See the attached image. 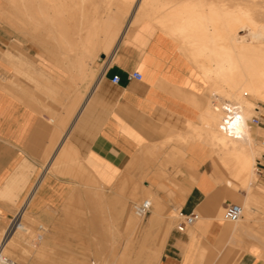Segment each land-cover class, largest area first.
<instances>
[{"label": "crops", "instance_id": "crops-1", "mask_svg": "<svg viewBox=\"0 0 264 264\" xmlns=\"http://www.w3.org/2000/svg\"><path fill=\"white\" fill-rule=\"evenodd\" d=\"M127 12L116 3L107 10L98 54L101 49L108 52L112 48L120 19ZM12 41L8 29L0 25V72L11 73L14 69L7 58L13 49ZM102 55L106 65L77 114V95L68 87L75 83L33 48L23 60L27 62L24 70L34 76L43 70V74L63 81L65 84L56 90L60 95L56 100L60 99L63 107L49 103L26 81L20 80L23 91L0 82V231L10 224L20 207L34 220L57 224L66 211L73 209L70 206L85 187L97 188L106 201L117 202L122 198V180L128 175L130 164L144 151H163V157L180 158L175 169L168 167V171H178V175L168 181L152 170L146 189L142 193L137 188L132 190L134 196L151 192L155 197L157 213L151 211L148 220L153 230L148 227L145 231L147 225L140 228L142 236L149 238L147 246L157 229L154 226L158 225L165 236L153 264H264V222H260L255 211L264 213V110L256 114L259 122L248 127L253 176L247 185H237L233 179L235 165L229 162L236 150L229 141L224 146L216 129L210 131L204 126L207 83L196 65L179 51L174 39L152 22L130 19L112 52ZM133 72H140L142 78H130ZM115 75L120 76L118 83L112 81ZM44 106H50V110H44ZM26 162L34 171L20 188L11 182ZM10 185L12 194L6 193ZM255 198H262L263 202ZM122 202L119 211L123 206L125 213V201ZM233 202L242 208L253 204L252 217L243 215L241 223L225 220L223 210ZM175 208L197 216L185 231H179L176 224L170 226L167 218L176 219ZM163 209L167 210L166 219L160 212ZM252 220L258 223L257 229ZM258 228L262 229L260 233ZM243 235L260 245L249 244L242 252L238 244Z\"/></svg>", "mask_w": 264, "mask_h": 264}, {"label": "bare ground", "instance_id": "bare-ground-1", "mask_svg": "<svg viewBox=\"0 0 264 264\" xmlns=\"http://www.w3.org/2000/svg\"><path fill=\"white\" fill-rule=\"evenodd\" d=\"M114 1H118L119 4L125 6H131L135 0H9L8 2L9 4H16L15 7L17 5H23V7L28 5L31 8L30 5L36 4L38 12L36 18L41 23H45V25L49 24L50 27L45 36L51 37L61 44L56 50L51 48L52 53H50L51 50L48 53L53 54L54 60L57 59L58 62L61 60V63L67 68L66 71H71L69 74L72 75H70V78L68 77L70 81L78 83L77 81H81L87 71L85 56L90 54V57L98 50L102 21ZM31 11H27L25 15H31ZM131 20L133 22L138 20V23L147 20L152 21L164 34L178 43L179 51L184 53V56L187 57L186 59L196 65L203 80L209 83L206 92L209 91L210 95L218 98L221 105L219 103V106L217 103V105L215 103L212 104L214 105L212 107L210 103V105H207L203 112L202 120L204 126L210 131L211 129H216L217 131L214 130V132H218V137L224 146H226L227 141H229L230 145H233L236 151L232 154L233 156L229 155L230 158H227H229V162L232 161L234 163L236 168L233 173L234 182L237 185H247L253 176L252 171L254 170V158L250 150L248 151V147L252 144V138L249 134L248 127L251 122L249 123L247 113L251 112V109H261L260 103L264 104V0H141V4L139 3L133 16H131ZM52 26L56 30L53 31ZM245 27L250 28V33L248 32L251 37L250 42L245 41L247 40L246 36L241 34ZM41 35L44 37L42 33ZM10 54L15 58H19L16 54ZM15 64L14 69L19 74L28 76L30 77L29 79H33L31 81L41 85L39 87L36 85L39 89L43 85L51 94H57L56 90L57 88L60 89V87L53 84L48 76L43 74V70H38L36 72L37 76H34L35 74H27V71L22 68V62ZM44 87L40 89L42 93ZM68 87L73 86L69 85ZM227 104H232L239 108V119L233 123L229 121L228 124H224L222 106ZM199 132L202 134L201 131ZM205 132L207 135L206 129ZM201 134L199 135L200 137H202ZM202 138L199 139L201 140ZM239 149L242 151H238ZM223 160L225 161L226 159ZM32 170H34V167L29 162H26L23 171L14 173V179H12L11 183L21 185L20 188L25 186ZM11 192L12 186H7L6 193ZM147 199L152 203L151 198ZM253 212V204L247 203L243 208L244 215L252 217L250 215ZM119 214L121 216L124 215L123 206ZM126 218L125 220L128 221L124 223L126 224L125 228L132 229L141 225L140 222H137L138 220ZM152 220L154 221L153 218ZM152 226L153 224L149 223L146 229L148 227L152 228ZM155 227L158 230V225L154 226V229H156ZM254 227L256 228L257 226ZM15 228L17 226L11 231H14ZM146 229L145 231H147ZM19 232L22 233V230ZM162 235L163 237L161 238H165L164 234ZM1 238L0 249L3 251L6 244L4 242L5 236ZM157 238L156 235L155 242H157ZM261 240L264 244L263 237H261ZM153 248L155 247L153 246ZM157 249L159 248L156 247ZM158 252L159 256L161 249ZM131 253L132 251L128 255ZM128 257H124L123 261Z\"/></svg>", "mask_w": 264, "mask_h": 264}, {"label": "rangeland", "instance_id": "rangeland-1", "mask_svg": "<svg viewBox=\"0 0 264 264\" xmlns=\"http://www.w3.org/2000/svg\"><path fill=\"white\" fill-rule=\"evenodd\" d=\"M8 1L0 0V25L8 29L13 39V49L11 50L12 52L10 51L7 54V58L10 59L12 68H15V63L21 62L23 63L22 68H25L27 64L23 60H27L26 56H28L29 48H33L34 51L41 53L44 57H46L48 59V63H50L52 67H54V69L58 70L61 75L70 78V75L72 74H69V72L71 73V71H66L67 68L61 63V60H59L60 62H58L57 59L54 60L53 54H50L52 53L51 48H55L53 50H56L58 46H61V44L57 40L45 36V33L47 32V30H49L50 27L48 23V25H45V23H41L40 21H38V18H36L38 16L36 4H34L35 6L30 5L31 8H29L28 5L25 7H23V5H17V7H15L16 4L10 3V5ZM114 3L119 5L122 9L128 10V12L120 19L118 35L116 36V39L112 44V48L108 52H105L104 49H101L98 54V46L97 52H95L90 57V54H87L88 56H85L84 59L87 63V69L89 67L88 75L84 80H78V83H75L74 85H72L73 87L69 89V91L73 89L72 91L75 93V95H77L75 101V114H77V112L81 108L89 89L98 79L99 75L106 65V62L102 60L101 55L103 53L109 55L112 52L113 46L116 44L118 38L126 28L129 20L131 19V16H133L135 10L137 9V6H139V3L141 4V0H135L131 6L119 4L118 1H114L112 5ZM112 8V10H115L116 6H113ZM27 11H31L33 15H25ZM137 21L138 20H136V22ZM147 21L152 22L150 20ZM52 29L53 31L56 30L54 26H52ZM249 29V27H245L243 31H241V34L246 36L247 40L245 41L247 42L251 41ZM41 33L44 37H42ZM49 50H51L50 53H48ZM10 53L16 54L19 58H15ZM16 72V69H12L11 73H8L7 71H1L0 82L9 85L12 89L21 91L19 87L20 80L26 81L28 82L27 84H32L49 103L53 101L52 103H54L55 105L63 107L62 101L60 99L56 100V96L60 95L54 93L51 94L50 92L46 93L44 92L45 89L42 93V91H40L42 87H40L39 89V85L31 81L33 80L32 78L29 79L30 77ZM44 75L48 76L49 80L59 87H62V85L65 84L61 80H55L50 75ZM208 84L209 83H207V89L209 87ZM207 93H209V91L206 92V96L208 97V105L211 104L212 107L214 106L212 104L219 103L218 98H214V96L210 95V93ZM260 106L261 109H251V112L247 113L249 117V123L253 116L264 110V104L260 103ZM43 109H48V111L50 110L49 106H44ZM255 142L256 141L254 140L253 146ZM162 152L163 151H144L139 156V159H136L137 161H133L130 164V166L128 167V175H126L122 180V198L117 202H112L109 199H107L106 201L103 196H100L102 193L97 188L95 189L85 187L75 198L74 205L70 206L73 209L66 211L64 213V218L58 220L57 224L55 225L51 226L47 222L34 220L33 218H31L28 212L24 211L21 224L17 226L14 231H11V233L8 234V232H6L7 226H3L1 228L0 235L2 236H0V242L2 239L1 237L3 236H5L4 242H6L5 247L3 248V253H6L10 257L17 259L23 264H129V262L130 264H151L152 262H154V260H157L159 253L158 250L161 249L164 238H161L163 237V235H160L159 229H156L154 234L155 237L151 238V242L149 243V246H147L148 237L142 236L143 231H140V228H144L147 225L150 218V212H156L157 207L155 203V197L151 192H146V194L144 193L140 196H134L132 194V190L133 188H137L140 193L142 192L141 190H145V184L150 180L149 175L153 173L152 170H155L154 173L161 179H165L168 181L172 180V178L178 175V171H168V167L175 169L178 166V160L180 159L178 158V155L163 157ZM33 171L34 170L29 173V178L31 176L30 174H32ZM147 198L152 199V208L150 212L145 216V218L137 219V217L133 213L132 206L134 203L140 202L143 199ZM255 199L263 202L262 198ZM122 201H125L126 205L124 216H128L130 219L138 220L137 222H140L141 225H139L138 227L135 226V228L132 229L128 228L127 226V228H125L126 224L124 223H126L128 220H123L122 218H120L119 214V208L121 205H123ZM166 211V209L160 210L163 215H161L163 219H166V217L164 218ZM257 216L260 217V222H264V213L257 210ZM128 217L126 219H129ZM167 219H169L168 221H170V226L176 224L177 220L174 217H170ZM241 222L242 221H239V223ZM250 222L255 226L258 225V223L254 222V220ZM24 223L28 224L30 228L26 227ZM39 225H42L46 229L43 240L42 238H37V235L40 232L38 230ZM20 228H23L22 233L19 232ZM156 235L158 237L157 242H155L154 240L156 238ZM240 244L238 245L239 247H241L242 252L249 244L257 246L260 245L257 240L247 235H243L242 242H240ZM153 246L155 248H153ZM156 247H158L159 249L156 250ZM43 249L45 251L42 254ZM138 249H141V251L137 253ZM152 250L154 253L152 252ZM131 251L132 253L128 255ZM261 252V254L264 256V251L261 250ZM124 257H128L129 259H127L130 261L128 262L127 259L123 261V259H125Z\"/></svg>", "mask_w": 264, "mask_h": 264}, {"label": "built area", "instance_id": "built-area-1", "mask_svg": "<svg viewBox=\"0 0 264 264\" xmlns=\"http://www.w3.org/2000/svg\"><path fill=\"white\" fill-rule=\"evenodd\" d=\"M130 78L141 79L142 74L140 72H133L129 75ZM114 83H118L120 81V76L115 75L112 79ZM222 110L224 112V124H228L229 121L232 123L239 119V108L232 104H227L222 106ZM251 124H257L259 122L258 116H253L250 120ZM152 208V203L148 199H143L140 202L134 203L132 206L133 213L136 217L145 218V216L150 212ZM176 212V228L179 231H185L188 229L193 223L196 221L195 214H187L180 209L175 208ZM24 213V207H20L17 211L14 218L11 220L10 224L7 226L6 232L11 231L14 227L19 226L22 221V215ZM224 218L230 222H237L243 216V208L238 203H229L224 209ZM38 230L40 231L37 235L38 239L43 237L45 232V228L42 225H39ZM0 264H23L22 262L18 261L17 259L10 257L6 253L0 249Z\"/></svg>", "mask_w": 264, "mask_h": 264}, {"label": "water", "instance_id": "water-1", "mask_svg": "<svg viewBox=\"0 0 264 264\" xmlns=\"http://www.w3.org/2000/svg\"><path fill=\"white\" fill-rule=\"evenodd\" d=\"M102 56H104V55H102Z\"/></svg>", "mask_w": 264, "mask_h": 264}]
</instances>
